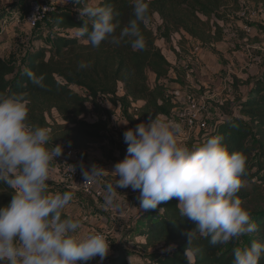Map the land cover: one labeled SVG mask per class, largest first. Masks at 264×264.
Here are the masks:
<instances>
[{
	"label": "trees",
	"instance_id": "1",
	"mask_svg": "<svg viewBox=\"0 0 264 264\" xmlns=\"http://www.w3.org/2000/svg\"><path fill=\"white\" fill-rule=\"evenodd\" d=\"M254 1L264 9V0ZM147 3L152 19L158 15L161 21L156 33L148 25H141L146 39L143 51H134L126 41L119 45L105 41L99 47H92L77 33L74 36L65 34L75 31V27L85 26L86 20L91 28V20L82 17L78 10L82 5L73 2L71 9L59 10L49 16V29L33 39V42L43 41L44 45L32 46L20 67L0 58V92L27 93L30 100L28 122L50 129L49 148L62 145L86 150L103 143L112 131L113 108L117 107L123 110L124 119L134 128L139 123L149 122L150 118L155 119L157 113L172 119L177 101L166 87L171 64L156 45L157 40L171 42L176 34L186 33L192 43L213 47L222 38V28L216 20L225 22L232 10L239 12L242 9L239 0H147ZM98 4H111L119 11L117 34L134 18L130 0H99ZM0 19L4 21L5 16ZM45 32L50 34L46 41L43 39ZM81 61L89 62L90 67L80 69ZM26 69L43 75L45 87L33 85L25 74ZM170 82L182 83L179 80ZM236 83L235 101L226 103V107L221 104L224 122L218 121L209 127V135L197 144L212 136L223 135L230 151L245 154L246 175L242 177V187L237 195L258 230L223 246H213L207 238H200L196 242L200 252L195 264H232L234 248L248 246L254 241L264 243V72L257 78H249L243 83L237 80ZM242 88H245L243 97ZM140 103L142 106L139 107ZM235 109L238 115L233 114ZM54 114L62 123H49L48 117L52 118ZM88 116L96 117L97 121H87ZM47 190L52 192L50 186ZM13 195L14 190L0 182V207L7 206ZM177 204L178 200L173 198L162 202L156 210H143L137 226L126 233V244L136 248L145 264H187L185 233L194 230L196 225L179 215ZM160 208L165 209L162 214ZM62 216L67 214L63 211ZM132 236L134 239L131 240ZM171 245H175L174 250L163 253ZM151 251L153 254H149ZM93 262L138 264L131 261L125 251H117L102 262L100 258ZM260 264H264V257Z\"/></svg>",
	"mask_w": 264,
	"mask_h": 264
},
{
	"label": "clouds",
	"instance_id": "2",
	"mask_svg": "<svg viewBox=\"0 0 264 264\" xmlns=\"http://www.w3.org/2000/svg\"><path fill=\"white\" fill-rule=\"evenodd\" d=\"M74 2L82 5L80 15L91 20V28L87 20L85 26L75 27L84 43L99 47L105 41L114 45L126 41L134 51L146 48L141 25L152 19L147 0H130L134 18L119 34L120 13L113 5ZM88 67L89 62L79 63L80 69ZM25 74L33 85L45 87L43 75L30 69ZM29 104L27 93L0 92V182L14 190L11 202L0 207V264H87L96 257L102 262L110 249L106 237L98 232L81 234L79 219L62 216L74 193L47 190L50 164L63 154V146L48 147L50 129L28 122ZM182 134V125L163 113L126 130V156L114 165L111 175L119 177L115 185H105L104 206L121 208L118 187L138 191L139 209L144 211L176 198L179 215L196 225L185 233L184 252L187 264H195L200 238L223 246L258 228L237 195L246 175L245 154L230 151L223 135L189 147L180 142ZM106 172L96 165L82 169L83 184L99 182ZM174 248L171 245L167 251ZM262 257L264 243L254 241L233 249L232 264H260Z\"/></svg>",
	"mask_w": 264,
	"mask_h": 264
},
{
	"label": "rangeland",
	"instance_id": "3",
	"mask_svg": "<svg viewBox=\"0 0 264 264\" xmlns=\"http://www.w3.org/2000/svg\"><path fill=\"white\" fill-rule=\"evenodd\" d=\"M31 1L32 0H0V17L3 18L5 16L4 21H1V19H0V46L3 44V46L0 48V54L5 56L6 58H8L10 60H15L17 63H22L23 58H24V54H25L26 50L28 49V47L32 45L34 37H38V35L40 33L47 31V29H49V27H50V24L47 20L44 23H42V25L40 26L39 29L31 30L29 27L26 26V21H25L26 8L30 4ZM39 1H41V0H39ZM239 1L241 3V8L249 7L252 10L259 11V12L261 11L260 14H258V16L256 17L257 19L259 18V20H260V16H261V18L264 17V15H263L264 9L258 7L254 0H239ZM73 2H74V0H50L48 4L54 8H57L58 10H68V9H71V5ZM11 12H12V15H10ZM237 13L238 12H235L234 10H232L230 15L227 17V21L223 22V21H217L216 20V22L217 23L219 22L218 23L219 25L223 24L225 29L227 30V33L229 32V34L234 36L236 39L242 40L244 37L243 31H242V26L244 24L248 23V20H244V19L240 18L237 15ZM256 18L253 19L252 22L249 24L251 26L252 32H251L250 36L247 38H248V40L251 39L254 36V31H256L257 34L262 38L257 43H250L249 41L253 40L254 39L253 38L247 42V45L248 44H249V46L257 45V47H259L257 50H254V51L251 50V51L247 52L244 49L245 48L244 46L240 47V44H236L235 42H233V44H236V45L234 47H231L230 45L232 44V42H229V43L226 42L225 45H226L228 51L226 50V48H222L220 46L219 50L212 52L210 50V48H213L212 46L206 47V46L202 45V52H201V54L199 53L197 55V58L195 59V62L193 63V66H192V70H193L192 78H194V75L197 74V68H199V66L201 65V61L199 62L198 60L200 59V56L202 58L203 53H204L203 56H208V53H209L210 58H212V62L209 61L210 59H208V61H206L207 64L203 65L204 67H203L202 71H204V73L202 75H204V77H205L204 80L197 77V80L203 82V84L207 83V82L210 83V85L208 87L205 86V84H204L201 91H197L194 89H192V90L185 89V86L187 84L184 81L185 78L183 76L184 73L182 70L183 67L187 63H189V60L191 59L190 54H191V51L195 45V43H194V45H192L193 40L186 33L176 34L173 37L171 42H165L161 39L157 40L156 45L158 46V48L161 49L163 54L166 56V58L170 62L171 71H173L177 74L179 73L181 75V77L183 78V79H181L182 83L179 85H177V83H172L174 85L172 88L173 89L175 88V90L178 89V91L186 90V95L192 94V95H195L197 97H205L206 102H207L206 103L207 104V110H210L211 113H213V114L216 113V116H214V118H211L207 121L208 126H206V128H202V127L198 126L194 129H190V128H187L186 126L182 125L180 122L176 121L175 118H172V120L176 121L177 123H180L183 127V134L180 137L181 143L186 144L188 146L189 144H192V143L197 144V143L201 142L203 140V138H205L206 136L209 135V133H208L209 127L213 126L218 121L225 120V118H221L223 113L220 109L222 108L221 104L223 103L225 106L226 103L215 99L214 97H212V95H210V96L205 95L206 92L214 90V88H213L214 83L216 84L219 81V84H220L221 81H224L225 85H226V95L232 96L233 92L235 91L234 86H237L236 81L239 79L238 77H241L240 81H244V79L255 78L257 76V74L260 72V67L264 64V46H262V44L264 43V40H263V38H264V23L260 24V23L256 22L257 21ZM160 21H161L160 17L158 15H156V17L150 21V23L148 24V27L152 31H155V33H156L157 28L160 25ZM238 25H240V26H238ZM222 30H224V29H222ZM65 34L69 35L70 32H65ZM222 35H223V33H222ZM255 38H257V36ZM3 42H6V43L4 44ZM218 53L219 54L223 53L226 56V58L221 57L219 60ZM247 56L253 57L255 59L252 61H247L246 62V65H247L246 68H244L242 70L241 74L239 75V72L238 71L236 72V69L239 70V68L237 66L240 63V61L242 59L246 58ZM216 60L219 61L218 65H216V62H217ZM179 63H182V65L180 67L181 70H178V64ZM198 64H199V66H198ZM213 66L214 67L220 66L223 69L228 68V66H229V69H227V70H231V72H228L227 78H225L221 74H218L217 70L215 72H211L212 71L211 68H213ZM236 73H238V76L235 75ZM172 77H173V75H171V78ZM234 78H236V79L238 78V79L235 81ZM171 80H174V79H171ZM197 80H195V81L197 82ZM152 81H153V78H152ZM219 84H218V87L220 86ZM177 86L179 88H177ZM172 88L170 91L174 92L175 90H173ZM175 101H176V99H175ZM178 103L179 102L177 101V110H179L183 105V102H182V104H178ZM227 108H230V106ZM113 110H114V116L112 119V121H113L112 131L109 133V137H107L106 139L108 140V143L110 145H112V142H114V144L119 145V148H120V144H122V140L124 139L123 133L127 130L126 127L128 126L129 123H127L126 120L124 119L123 113H122L123 110L121 108L117 107V108H113ZM201 115L202 114H200V116ZM201 118H202V116H201ZM205 118H206V116H204L203 119H201V121H203ZM48 121L51 124L54 121L62 123L61 119H59L57 116H55V114L52 116V118L48 117ZM199 121H200V118H199ZM115 138L120 139V142L115 141ZM115 151H116L115 148L110 150V152H109L110 154H108V158H107L106 163H104L103 161L102 162L96 161V163H93V165H96L100 168H103V166H106L109 161L113 162V165L120 162L121 158L119 159V158L113 157V153ZM109 166L112 167V165H110V164H109ZM89 203L92 204L91 202H89ZM64 212L67 214V216H71L75 219H79V221L81 222V225H82V228L79 230L81 232V234H86L88 232H98V233L106 234L107 243L110 246L109 253H108L107 257L112 256L117 251H125L128 253L129 259L131 261H134V259H136L135 261L137 263L145 264L141 258L142 256L138 254L139 252L136 250V248H134L131 245L126 244L127 242H126L125 234L128 233L129 231H131V229H128L127 227H125L122 231H118V234H117L118 238L117 239L119 242L116 244V243H114V242H116V239H114V238L111 239L110 234L108 233L107 230H103V229L99 228L98 222H95V224H92L91 222L89 224H87L86 222H84L83 221L84 213L81 214V212L79 210H76L75 205L66 208L64 210ZM92 216H93V219H95L94 218L95 215H92ZM90 224H92V225H90ZM132 239H134V236L131 237V240ZM172 251H167V249H166V250H163V253H168V252L170 253ZM153 252L154 251H151L149 254H153ZM94 260H95V258H94Z\"/></svg>",
	"mask_w": 264,
	"mask_h": 264
},
{
	"label": "crops",
	"instance_id": "4",
	"mask_svg": "<svg viewBox=\"0 0 264 264\" xmlns=\"http://www.w3.org/2000/svg\"><path fill=\"white\" fill-rule=\"evenodd\" d=\"M98 2H99V0H98ZM256 20H257L256 22H258L260 24L264 23V17L261 18V16H260V20H259V18L258 19L256 18ZM238 26H240V25H238ZM220 27L222 29H224V30H222L223 35H222L221 40L214 43L213 49L211 50L212 52L219 50L220 46L222 48H226V50L228 51V49L225 45L226 42L227 43L232 42V44L230 45L231 47H234L236 44H240V47L244 46L245 47L244 49L247 52H249L251 50L254 51V50H257L259 48V47H257V45H254V46H249V44L247 45V42L253 38H254L253 40L249 41L250 43H257L262 38L257 34L256 31H254V36L251 39L248 40L247 36L244 34L243 39L238 40L234 36L230 35L229 32L227 33V30L225 29L223 24H220ZM68 32H70L71 36L76 35V31H68ZM43 35H44L43 39L45 41L48 40L50 37L49 32H45ZM256 36H257V38H255ZM263 40H264V38H263ZM233 42H235L236 44H233ZM3 43L5 44L6 42H3ZM42 45H44L43 41L32 42V45L28 47V49L26 50V52L24 54V58H23L22 63H17L15 60H10L1 54H0V58L5 60L6 62H9V63L14 62L20 67L23 63H25L26 55H27L29 49L32 46L38 47V46H42ZM192 45H194V43H192ZM2 46H3V44L0 46V48ZM262 46H264V43L262 44ZM203 55H204V53H203ZM203 55H202V58L200 56V59L198 60L199 62L201 61V65L199 66V64H198L199 68H197V74L194 75V78L192 80H189V81H186L184 79L185 83L188 85V86L187 85L185 86V89H190V90L194 89L197 91H201L204 84L207 87L210 85V83H208V82L203 84V82L197 80V77L204 80L205 77H204V75H202L204 73V71H202V69L204 67L203 65L207 64L206 61H208V59H210L209 61L212 62V58H210L209 53H208V56H203ZM218 57H219V60L221 57L226 58V56L223 53H221V54L218 53ZM254 59L255 58L248 57V56L246 58L242 59L237 66L239 68V70L236 69V72L238 71L239 75H240L242 70L244 68H246V66H247L246 62L252 61ZM218 62L219 61L216 62V65H218ZM181 65H182V63L178 64V70H181L180 69ZM227 69H229V66H228V68H224V69L220 66L219 67L213 66V68H211V70H212L211 72H215L217 70L218 74H221L223 77L227 78L228 72H231V70H227ZM263 72H264V64L260 67V72L257 74V76L255 78L261 76L263 74ZM171 75H173L172 78H171ZM235 75L238 76V73H236ZM238 78L237 79L240 80L241 77H238ZM171 79L181 81V79H183V78L181 77V75L179 73L177 74V73L171 71L170 75H169V80L166 81V87H167V90L170 93V95L174 99H176V101H178L179 104H182V102L184 101V98L186 96V90L178 91V89H176V90H175V88L173 89L172 87L174 85L170 82ZM234 79H236V78H234ZM195 80H197V82ZM247 80L248 79H244V81H241V83H243ZM218 84H219V81L216 84L214 83V86H213L214 90L206 92L205 95L206 96L212 95V97H214L215 99L220 100V101L225 102V103H233L235 101L236 97L234 95H232V96L226 95L225 82L221 81V83L219 84L220 85L219 87H218ZM177 85H179V84H177ZM171 88L175 91L171 92L170 91ZM177 88H179V87L177 86ZM243 89H245V88H242L241 92L243 91ZM244 94H245V92L243 91L241 94L242 97L244 96ZM138 106L140 107V106H142V104L140 103V104H138ZM232 112H233V114L238 115L237 114L238 111L236 109L233 110ZM222 113H223V111H222ZM55 116H57V115L55 114ZM204 116H206V118L209 120L211 118H214V116H216V113L213 114V113H211L210 110H207L205 112ZM221 118H225L224 113L221 116ZM132 128H134V127L130 126L129 124L126 127L127 130L132 129ZM107 137H109V134L106 136V138ZM106 138H105L103 143L92 145L90 148L83 150V159L81 162V168L82 169L90 170L91 166H93V163H96V161L97 162L103 161L104 163H106L107 158H108V154H110L109 152L113 148L116 149V151L113 153L114 158H119V159L121 158V161L125 158L128 145L125 144L124 139L122 140V144H120V148H119V145L114 144V142H112V145H110ZM115 141L120 142V139L115 138ZM60 146H62V145H60ZM63 149H64V147H63ZM109 164L112 165L113 168L111 166H109ZM50 169H51L50 179L47 182V184H48V186H50V189L52 190L51 193H56V192L63 193L65 191H72L74 193V198L70 202V204H69L70 206H68V207L75 205L76 210H79L81 212V214L84 213L83 221L86 222L87 224H89L90 222L92 224H95V222H98L99 228H101L103 230H107L108 233L110 234L111 239H113V238L116 239V242H114V243L117 244L119 242L117 239L118 238L117 237L118 231H122L125 227H127L128 229H132V228H135L137 226V221L139 219L140 214L143 211V210L139 209V201H138L139 192L138 191H133L131 187H129V188H119L118 187L117 188V191H118L117 197H118V202L121 205V208L120 209L107 208L104 206V204H105L104 196L102 197V199H99V200L89 199V198L85 197L80 192V190L78 188H69L67 186L60 184L58 181L57 170L54 169L53 167ZM102 169H104L105 171L108 172V173L106 172L105 175L102 178H100V180H99V186L103 189L104 194H105V191H106L105 185L109 182L112 183L113 185H115V181H116V179L118 180L119 177L116 178V177L111 175V173L114 169L113 162H111V161H109L106 166H103ZM89 202H91L92 204H90ZM92 215H95L94 216L95 219H93ZM92 224H90V225H92ZM125 237H126V234H125ZM135 241L139 242V240H135ZM138 254L140 255V253H138ZM135 260L136 259H134V261ZM93 261H94V259L88 261L87 264H93L94 263ZM78 264H83V262H78Z\"/></svg>",
	"mask_w": 264,
	"mask_h": 264
},
{
	"label": "built area",
	"instance_id": "5",
	"mask_svg": "<svg viewBox=\"0 0 264 264\" xmlns=\"http://www.w3.org/2000/svg\"><path fill=\"white\" fill-rule=\"evenodd\" d=\"M49 1L50 0H32L28 5L25 13V21L26 26L31 30L39 29L42 23H44L46 20L48 21V18L51 14L59 11L57 8L50 6L48 4ZM260 12L252 10L249 7H245L237 13L240 18L248 20V23L242 26V31L247 37H249L252 32L251 26L249 24L258 16V14H260ZM201 52L202 44L198 42L195 43L190 54L191 59L189 60V63H187L182 69L184 73L183 76L186 81L193 79L192 66L195 62V59L197 58V55L199 53L201 54ZM206 103L207 102L205 97H197L192 94H187L184 98L182 107L179 110H176L173 118L190 129H194L198 126L206 128V126H208V119L205 118L203 121H201L207 110ZM200 114H202V118ZM85 119L90 122L97 121V118L93 116H88ZM219 122L223 123L224 120H221ZM82 159L83 150L64 148L63 154L60 157L56 158V160H53L51 162L50 168L53 167L57 170L58 181L60 184L69 188H78L85 197L94 200L101 199L104 196V191L99 186V182H94L90 185L83 184L85 183V181L82 175L81 168ZM102 234L106 237L107 240L106 234ZM98 258L99 257H96L95 259Z\"/></svg>",
	"mask_w": 264,
	"mask_h": 264
}]
</instances>
